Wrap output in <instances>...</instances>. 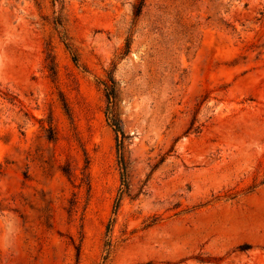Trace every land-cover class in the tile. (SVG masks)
Wrapping results in <instances>:
<instances>
[{"label":"rangeland","instance_id":"1","mask_svg":"<svg viewBox=\"0 0 264 264\" xmlns=\"http://www.w3.org/2000/svg\"><path fill=\"white\" fill-rule=\"evenodd\" d=\"M137 1L0 0V264H264V0Z\"/></svg>","mask_w":264,"mask_h":264},{"label":"trees","instance_id":"2","mask_svg":"<svg viewBox=\"0 0 264 264\" xmlns=\"http://www.w3.org/2000/svg\"><path fill=\"white\" fill-rule=\"evenodd\" d=\"M144 5H145V0H138L137 3H135L133 5V8H134L133 13L136 17L141 15ZM128 47H129V45H127V48ZM74 60L76 61V57H74ZM103 84L105 86V95L107 97L108 102L109 103L113 102L115 97H116V95H115V84H116L115 79L113 78V76H109L108 80L103 82ZM113 125H114V129L117 132V134L122 133L121 126L118 122H114ZM123 169H125L124 166H123ZM123 177H124V173H123Z\"/></svg>","mask_w":264,"mask_h":264}]
</instances>
